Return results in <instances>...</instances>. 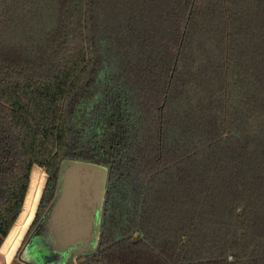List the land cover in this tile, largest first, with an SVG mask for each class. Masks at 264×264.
I'll return each mask as SVG.
<instances>
[{
	"label": "trees",
	"instance_id": "1",
	"mask_svg": "<svg viewBox=\"0 0 264 264\" xmlns=\"http://www.w3.org/2000/svg\"><path fill=\"white\" fill-rule=\"evenodd\" d=\"M65 160L106 167L77 264H264V0H0V245Z\"/></svg>",
	"mask_w": 264,
	"mask_h": 264
},
{
	"label": "water",
	"instance_id": "2",
	"mask_svg": "<svg viewBox=\"0 0 264 264\" xmlns=\"http://www.w3.org/2000/svg\"><path fill=\"white\" fill-rule=\"evenodd\" d=\"M105 177L106 167L102 164L78 160L62 162L56 197L44 232L56 252L86 242L95 235Z\"/></svg>",
	"mask_w": 264,
	"mask_h": 264
},
{
	"label": "rangeland",
	"instance_id": "3",
	"mask_svg": "<svg viewBox=\"0 0 264 264\" xmlns=\"http://www.w3.org/2000/svg\"><path fill=\"white\" fill-rule=\"evenodd\" d=\"M30 175V185L19 217L21 221L19 222L23 224L22 226H24V223L28 222V220L24 222L22 220L28 215L31 216L36 210L37 201L39 200L46 178L44 171L37 165L32 167ZM94 237L95 235L86 242L78 243L75 246L65 248L61 252H56L45 233L37 234L31 240L28 239L26 241L28 249L22 253L21 257L26 261V264H77L76 254L80 250L90 247L94 241ZM19 262L20 261L16 259L14 264H20L21 262Z\"/></svg>",
	"mask_w": 264,
	"mask_h": 264
},
{
	"label": "crops",
	"instance_id": "4",
	"mask_svg": "<svg viewBox=\"0 0 264 264\" xmlns=\"http://www.w3.org/2000/svg\"><path fill=\"white\" fill-rule=\"evenodd\" d=\"M30 180H31V175H30ZM29 185H30V183H29ZM28 188H29V186H28ZM26 196H27V193H26ZM26 196H25V198H26ZM24 203H25V199H24ZM24 203H23V205H24ZM22 208H23V206H22ZM21 211H22V209H21ZM21 211H20L18 217L16 218L15 222L11 226L10 230L8 231L7 235L5 236V238L3 239V241L0 245V264H14L16 259L21 262V263L19 262L20 264H26V261L23 260L21 255L26 249H28V247L26 246L27 245L26 241L28 239L31 240L35 236L33 234V232H30L25 237L28 226H29V224H30V222L34 216L35 211L33 212V214L31 216L28 215L25 217V219L22 220L23 222L28 220V222L24 223V226H22L23 224L20 223L21 221L19 219ZM15 225H18V226H15Z\"/></svg>",
	"mask_w": 264,
	"mask_h": 264
}]
</instances>
